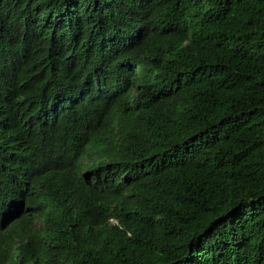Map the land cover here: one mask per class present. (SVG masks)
Here are the masks:
<instances>
[{
  "label": "trees",
  "instance_id": "obj_1",
  "mask_svg": "<svg viewBox=\"0 0 264 264\" xmlns=\"http://www.w3.org/2000/svg\"><path fill=\"white\" fill-rule=\"evenodd\" d=\"M0 264H264V0H0Z\"/></svg>",
  "mask_w": 264,
  "mask_h": 264
}]
</instances>
